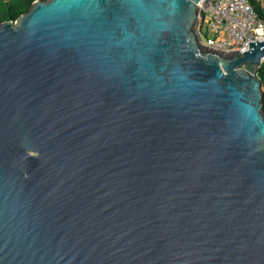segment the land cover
I'll use <instances>...</instances> for the list:
<instances>
[{
    "label": "water",
    "instance_id": "1",
    "mask_svg": "<svg viewBox=\"0 0 264 264\" xmlns=\"http://www.w3.org/2000/svg\"><path fill=\"white\" fill-rule=\"evenodd\" d=\"M210 1L0 23V264H264V41L201 45Z\"/></svg>",
    "mask_w": 264,
    "mask_h": 264
},
{
    "label": "built area",
    "instance_id": "2",
    "mask_svg": "<svg viewBox=\"0 0 264 264\" xmlns=\"http://www.w3.org/2000/svg\"><path fill=\"white\" fill-rule=\"evenodd\" d=\"M205 31L209 36L202 42L200 33ZM196 34L199 43L212 51L227 53L238 49L239 53H244L249 42L264 41V20L249 0H211L206 9L200 7ZM262 65L264 58L260 67ZM261 90L263 93L264 84Z\"/></svg>",
    "mask_w": 264,
    "mask_h": 264
},
{
    "label": "trees",
    "instance_id": "3",
    "mask_svg": "<svg viewBox=\"0 0 264 264\" xmlns=\"http://www.w3.org/2000/svg\"><path fill=\"white\" fill-rule=\"evenodd\" d=\"M34 1H38V0H17L9 4L6 10L0 12V23L5 21H15L20 15L28 11V9L30 8L31 4ZM39 1H45V0H39ZM257 15L262 18V16L259 13H257ZM256 77L260 80L261 85H263L264 65L260 67ZM262 103H263L262 112L264 113V91H263Z\"/></svg>",
    "mask_w": 264,
    "mask_h": 264
},
{
    "label": "crops",
    "instance_id": "4",
    "mask_svg": "<svg viewBox=\"0 0 264 264\" xmlns=\"http://www.w3.org/2000/svg\"><path fill=\"white\" fill-rule=\"evenodd\" d=\"M2 1L9 5L17 0H2ZM249 1L253 6V8L255 9V11L262 16V18L260 16L259 17L264 20V0H249Z\"/></svg>",
    "mask_w": 264,
    "mask_h": 264
},
{
    "label": "rangeland",
    "instance_id": "5",
    "mask_svg": "<svg viewBox=\"0 0 264 264\" xmlns=\"http://www.w3.org/2000/svg\"><path fill=\"white\" fill-rule=\"evenodd\" d=\"M7 7H8V4H6L5 2H3L2 0H0V9H1L0 12L6 10ZM201 13H203V11H202ZM201 13H200V14H201ZM208 36H209L208 31H205L204 33L202 32V33H200V40H201L202 42H205V40H206V38H207Z\"/></svg>",
    "mask_w": 264,
    "mask_h": 264
}]
</instances>
